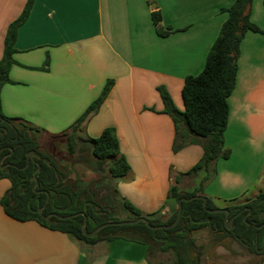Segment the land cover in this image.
<instances>
[{"label":"crops","instance_id":"obj_1","mask_svg":"<svg viewBox=\"0 0 264 264\" xmlns=\"http://www.w3.org/2000/svg\"><path fill=\"white\" fill-rule=\"evenodd\" d=\"M235 1L35 0L17 32L11 82L1 89L2 111L44 136L62 138L112 80L97 112L81 123L77 141L92 144L113 128L131 168L115 181L120 196L145 215L168 220L175 204L168 199L171 186L177 178L182 192L198 187L203 175L186 173L204 150L189 144L174 153L175 127L158 88L184 110L185 79L203 71L228 18L221 9ZM26 3L0 0V60L8 27ZM157 10L161 29L174 31L167 37L154 25ZM251 21L264 31L263 0H253ZM228 104L224 148L231 155L218 161L217 175L205 187L218 206L254 199L264 190V33L248 32L242 40ZM10 186L0 180V200ZM147 254L146 246L124 239L82 245L36 221L11 219L0 205V264H149Z\"/></svg>","mask_w":264,"mask_h":264},{"label":"trees","instance_id":"obj_2","mask_svg":"<svg viewBox=\"0 0 264 264\" xmlns=\"http://www.w3.org/2000/svg\"><path fill=\"white\" fill-rule=\"evenodd\" d=\"M264 1V0H263ZM35 0H27L20 17L8 27L4 41L3 57L0 60V180L10 181V188L0 200L4 213L19 222L36 221L43 227L67 234L72 240L82 245H95L99 242H110L124 239L147 247L149 264L151 257L157 253H171L173 264H201L200 254L192 238V233L204 229L216 234L219 239L231 238L249 254L262 257L264 260V228L256 226L264 224L259 215L264 212V190L254 199L233 201L224 206H218L208 195L205 187L217 175V163L223 157L228 159L230 150L225 149V132L229 121L228 99L236 87L240 45L248 32L264 33L251 21L253 0H236L228 8L221 9L228 18L223 23L220 33L208 52L203 71L196 76H187L182 90L184 110L180 111L174 105L171 96L164 87L158 91L164 103V113L170 116L175 127V142L173 151L178 152L189 144H199L203 147L202 159L186 175L202 174L203 177L192 192H182L175 179L171 186L168 199L176 204L172 216L164 220L157 215H145L128 200L122 198L115 181L128 176L130 165L120 151V143L113 128H107L100 137L92 140L91 154L99 164L101 177L87 187H80L69 177V172L62 164L42 152L37 135L41 129L19 119L9 118L2 111L1 89L10 83V70L14 64L13 54L19 27L27 20ZM153 4V3H152ZM154 25L160 37H167L174 31L161 29V11L152 13ZM48 61L46 62V66ZM114 82L108 81L100 97L87 109L82 118L72 126V131L66 133L70 155L76 153V132L91 114L97 112L108 96ZM33 152L38 158L30 161L27 168L28 153ZM38 164V186L34 190L33 174ZM1 169V166H6ZM106 192V193H102ZM206 209H227L232 228L225 226V213L212 214ZM49 197L48 203L46 201ZM182 216L179 223L171 229L153 230L145 223L124 226H109L95 237L84 235L82 227L87 218V232L94 231L106 223L134 221L147 218L153 226H168L176 221L180 201ZM45 205L42 214L39 210ZM249 209L251 214L247 219ZM122 211L126 218L121 220L116 213ZM80 213H83L81 215ZM55 214L61 217L80 214L70 219H60L56 216L46 220L44 216ZM196 254V256L193 254Z\"/></svg>","mask_w":264,"mask_h":264},{"label":"rangeland","instance_id":"obj_3","mask_svg":"<svg viewBox=\"0 0 264 264\" xmlns=\"http://www.w3.org/2000/svg\"><path fill=\"white\" fill-rule=\"evenodd\" d=\"M37 139L41 144L42 152L60 162L62 167L69 172L70 179L79 184L80 187L85 188L90 183L97 182L100 179L101 174L98 173L99 170H97L98 167L95 164L97 161L89 153L92 149L90 142H78L76 153L70 155L66 139L52 138L42 134H38ZM35 158L38 157L35 156ZM228 159L221 158L223 161H228ZM233 170H238L237 164H235ZM233 170L231 171L233 172ZM175 209L176 204H174L173 211ZM116 217L123 220L126 215L119 211L116 213ZM192 238L198 248L201 264H261L263 259L260 256L249 254L231 238L219 239L216 234L208 229L192 233ZM194 255L196 256L195 253ZM173 258L171 253H157L151 257V262L153 264H173Z\"/></svg>","mask_w":264,"mask_h":264},{"label":"water","instance_id":"obj_4","mask_svg":"<svg viewBox=\"0 0 264 264\" xmlns=\"http://www.w3.org/2000/svg\"><path fill=\"white\" fill-rule=\"evenodd\" d=\"M35 156L36 154L33 153V152H30L28 153V156H27V165L25 168H27L29 166V163L30 161H35ZM4 161V159L1 160V164L2 162ZM1 169H5V166H1ZM40 171V165L38 164V167L36 169V171L34 172L33 174V180H34V190H36V187L38 186V178H37V174L38 172ZM197 199H200L202 197L200 196H197L195 197ZM194 198H191V199H182L180 201V206H179V210H178V215H177V218H176V221L171 224V225H168V226H153L149 223L148 219L143 217V218H139L137 220H134V221H122V222H115V223H106V224H103L101 226H99L98 228H96L94 231L88 233L87 232V229H86V226H87V218L85 217V220H84V224H83V227H82V230H83V233L86 237L88 238H93L95 237L99 232H101L103 229L109 227V226H124V225H132V224H138V223H145L150 229H153V230H161V229H171V228H174L180 221L181 219V216H182V203L185 202V201H188V200H193ZM203 199V206L204 208L206 209V204H207V201L205 198H202ZM48 200H49V197L46 201V204L48 203ZM45 208V205L39 210L40 214H42L43 212V209ZM207 210V209H206ZM209 213H212V214H217V213H225V226L227 229H231L232 226H231V223L233 221L232 220H228L229 219V214L230 212L227 210V209H215V210H207ZM81 215H83V213H80ZM80 214H75V215H72V216H67V217H61V216H58V215H55V214H50L48 216H44V218L46 220H49L51 217L53 216H56L60 219H70L72 217H77L78 215ZM251 214V210L249 209L248 211V214L245 216V219H247L248 215ZM260 219H264V212H261L260 215H259ZM257 229H262L264 228V224L261 225V226H256Z\"/></svg>","mask_w":264,"mask_h":264},{"label":"flooded vegetation","instance_id":"obj_5","mask_svg":"<svg viewBox=\"0 0 264 264\" xmlns=\"http://www.w3.org/2000/svg\"><path fill=\"white\" fill-rule=\"evenodd\" d=\"M8 165L5 166V168L7 167Z\"/></svg>","mask_w":264,"mask_h":264}]
</instances>
